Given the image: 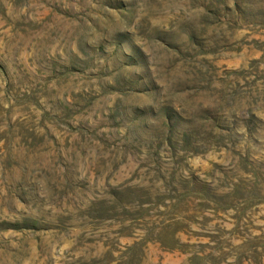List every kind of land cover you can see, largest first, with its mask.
<instances>
[{"label":"rangeland","instance_id":"obj_1","mask_svg":"<svg viewBox=\"0 0 264 264\" xmlns=\"http://www.w3.org/2000/svg\"><path fill=\"white\" fill-rule=\"evenodd\" d=\"M0 264H264V0H0Z\"/></svg>","mask_w":264,"mask_h":264}]
</instances>
